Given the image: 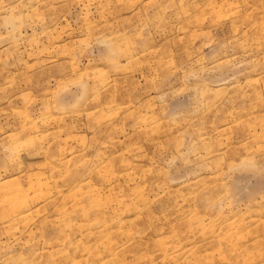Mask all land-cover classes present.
<instances>
[{"label":"rangeland","instance_id":"rangeland-1","mask_svg":"<svg viewBox=\"0 0 264 264\" xmlns=\"http://www.w3.org/2000/svg\"><path fill=\"white\" fill-rule=\"evenodd\" d=\"M0 264H264V0H0Z\"/></svg>","mask_w":264,"mask_h":264}]
</instances>
